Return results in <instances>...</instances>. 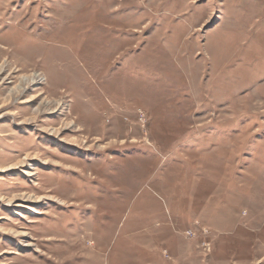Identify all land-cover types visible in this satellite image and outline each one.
<instances>
[{
    "label": "rangeland",
    "instance_id": "obj_1",
    "mask_svg": "<svg viewBox=\"0 0 264 264\" xmlns=\"http://www.w3.org/2000/svg\"><path fill=\"white\" fill-rule=\"evenodd\" d=\"M0 264H264V0H0Z\"/></svg>",
    "mask_w": 264,
    "mask_h": 264
}]
</instances>
